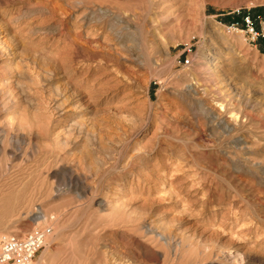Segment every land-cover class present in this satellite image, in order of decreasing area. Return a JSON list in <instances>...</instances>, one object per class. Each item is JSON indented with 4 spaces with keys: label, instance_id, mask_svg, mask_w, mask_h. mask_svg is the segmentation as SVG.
<instances>
[{
    "label": "rangeland",
    "instance_id": "374dc122",
    "mask_svg": "<svg viewBox=\"0 0 264 264\" xmlns=\"http://www.w3.org/2000/svg\"><path fill=\"white\" fill-rule=\"evenodd\" d=\"M237 9L264 28V0H0V239L264 264V43Z\"/></svg>",
    "mask_w": 264,
    "mask_h": 264
},
{
    "label": "built area",
    "instance_id": "2783aa9c",
    "mask_svg": "<svg viewBox=\"0 0 264 264\" xmlns=\"http://www.w3.org/2000/svg\"><path fill=\"white\" fill-rule=\"evenodd\" d=\"M236 21L231 24L233 30H242L249 36L251 43H264L262 21L248 11L237 9L233 12ZM190 64V59L185 60ZM52 234L50 227L36 228L24 236L5 234L0 239V264H32L36 254L42 249Z\"/></svg>",
    "mask_w": 264,
    "mask_h": 264
},
{
    "label": "bare ground",
    "instance_id": "6f19581e",
    "mask_svg": "<svg viewBox=\"0 0 264 264\" xmlns=\"http://www.w3.org/2000/svg\"><path fill=\"white\" fill-rule=\"evenodd\" d=\"M215 60V59H214ZM213 60V61H214ZM106 91V90H105ZM40 217L38 218V219H40V220H42V221H46L47 220V216L45 215V214H42V215H39ZM39 220V221H40ZM41 223V222H40ZM57 235V234H56ZM47 249H48V246H46V249L44 250V253L43 254H45L46 253V251H47Z\"/></svg>",
    "mask_w": 264,
    "mask_h": 264
},
{
    "label": "trees",
    "instance_id": "16d2710c",
    "mask_svg": "<svg viewBox=\"0 0 264 264\" xmlns=\"http://www.w3.org/2000/svg\"><path fill=\"white\" fill-rule=\"evenodd\" d=\"M236 19V17H234V20Z\"/></svg>",
    "mask_w": 264,
    "mask_h": 264
}]
</instances>
